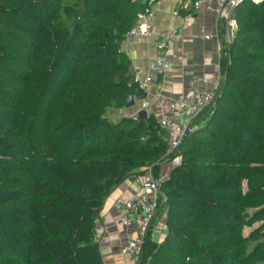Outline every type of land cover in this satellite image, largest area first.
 <instances>
[{"label": "trees", "instance_id": "obj_1", "mask_svg": "<svg viewBox=\"0 0 264 264\" xmlns=\"http://www.w3.org/2000/svg\"><path fill=\"white\" fill-rule=\"evenodd\" d=\"M147 6L0 0V264H105L108 196L160 174L159 120L107 117L140 89L122 44ZM235 9L223 87L161 184L165 237L150 230L140 264H264V0Z\"/></svg>", "mask_w": 264, "mask_h": 264}, {"label": "crops", "instance_id": "obj_2", "mask_svg": "<svg viewBox=\"0 0 264 264\" xmlns=\"http://www.w3.org/2000/svg\"><path fill=\"white\" fill-rule=\"evenodd\" d=\"M196 1L140 0L143 6L150 5L154 10L152 31L149 36H135L122 44V50L131 61L130 73L134 76L138 69H146L156 58V46L161 32L176 29L181 34V38L174 41L166 52V70L153 75L154 81L148 87L147 98L143 101L146 104L145 110L158 120L163 116L168 101L190 90L192 80L214 78L221 73L224 48L231 43L235 34V21L230 17L221 19L205 8L196 10ZM205 34L212 35V38L206 39ZM143 102L124 110H110L107 117L117 122L122 117V112L135 114ZM205 117L202 114L197 121L203 123ZM173 168L170 164H162L160 174L169 175ZM150 169L141 168L128 175L106 200L100 213L103 229L100 248L105 264H132L120 250L125 239L135 236L136 231L123 225L122 213L114 208V202L118 197L138 195ZM165 232L166 211L162 204L152 224V239L161 242Z\"/></svg>", "mask_w": 264, "mask_h": 264}, {"label": "built area", "instance_id": "obj_3", "mask_svg": "<svg viewBox=\"0 0 264 264\" xmlns=\"http://www.w3.org/2000/svg\"><path fill=\"white\" fill-rule=\"evenodd\" d=\"M153 0H151L152 2ZM241 0H197L194 8H202L216 13L221 19H228L231 12ZM177 14V12H175ZM154 10L149 5L140 14L136 24L127 34V39L135 36H149L152 31V20ZM210 40L212 35L205 34ZM181 38L176 29L165 30L160 33L157 42V55L146 69H138L134 74V80L139 88L147 92L148 87L153 83V75L163 73L166 70V52L174 41ZM224 82V76L220 73L217 77L192 80L190 90L177 95L166 104V109L159 120L163 129V136L167 143V151L163 157L162 164H171L173 167L181 162L178 154L184 135L187 131L192 132L198 129L197 119L206 110L215 105L218 94ZM198 84L202 86L199 87ZM203 87V88H202ZM141 105V104H140ZM143 102L135 114L121 113V116L136 117L140 109H145ZM168 175L160 174L155 176L150 169L142 182L140 193L134 197H118L114 202V208L122 213V223L127 229H135V236H128L121 246V253L128 256L130 263L140 264L142 247L151 230L153 220L159 211L164 195L160 187ZM103 229L101 216L95 220L94 239L101 242Z\"/></svg>", "mask_w": 264, "mask_h": 264}, {"label": "water", "instance_id": "obj_4", "mask_svg": "<svg viewBox=\"0 0 264 264\" xmlns=\"http://www.w3.org/2000/svg\"><path fill=\"white\" fill-rule=\"evenodd\" d=\"M230 19L235 21L236 20V9L234 8L231 12ZM147 98V92L143 89H139L138 93L135 96L130 97L125 105V108H132L133 106L137 105L140 102H143ZM149 113L145 109H140L138 112V118L139 120H147L149 118ZM190 132L187 131L184 135V138L189 134Z\"/></svg>", "mask_w": 264, "mask_h": 264}, {"label": "rangeland", "instance_id": "obj_5", "mask_svg": "<svg viewBox=\"0 0 264 264\" xmlns=\"http://www.w3.org/2000/svg\"><path fill=\"white\" fill-rule=\"evenodd\" d=\"M134 107V106H133ZM171 165V164H170Z\"/></svg>", "mask_w": 264, "mask_h": 264}]
</instances>
